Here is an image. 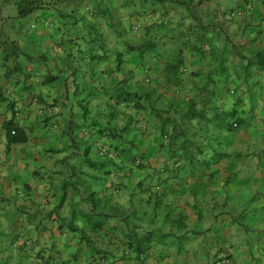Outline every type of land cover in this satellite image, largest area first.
<instances>
[{"label": "crops", "instance_id": "1", "mask_svg": "<svg viewBox=\"0 0 264 264\" xmlns=\"http://www.w3.org/2000/svg\"><path fill=\"white\" fill-rule=\"evenodd\" d=\"M20 1L0 15V256L14 242L24 264H264V237L246 239L234 215H191L189 184L175 177L194 167L178 160L184 136L170 123L192 99L208 112L233 105L239 53L264 49V0H54L22 15ZM193 12L208 27L203 54L180 35ZM6 41L30 58L9 54ZM126 42L135 49L125 52ZM180 49L175 84L164 67ZM9 125L27 140L9 143ZM224 129L193 118L186 133L210 156L234 150ZM86 187L126 206L162 197L183 225L171 224L174 215H140L145 228L167 234L143 253L128 248L117 217L93 229L74 214L72 230Z\"/></svg>", "mask_w": 264, "mask_h": 264}, {"label": "trees", "instance_id": "2", "mask_svg": "<svg viewBox=\"0 0 264 264\" xmlns=\"http://www.w3.org/2000/svg\"><path fill=\"white\" fill-rule=\"evenodd\" d=\"M167 0H155V2H164ZM175 1V0H168ZM187 5L192 4V2L183 0L180 1ZM29 0H23L19 2V13L25 14L31 10V7L28 6ZM193 23L190 24L188 29L180 31V35H191L193 36V40L189 43V47L191 50L196 53L203 54L205 49V44L207 42L206 32L208 30L207 25H205L202 21V17L199 16L196 12L192 14ZM6 48L8 53L14 55L15 57L19 54H24L26 57H29L26 53L22 52L21 49L17 46L15 41H6ZM148 45H141L139 50L142 52L146 49ZM135 49V45L130 42L125 43V52H130ZM182 49L176 53V57L167 61L164 67V75L168 82H172L178 84L180 82V68L183 63L182 57ZM122 54L119 53V55ZM237 66L239 69L236 70V79L234 78L233 89L230 92H236V86H239L241 89H244L246 92L244 93H253V96L256 94L259 95L261 92H264V83L262 82V78H260V74L256 70L262 71V75H264V49L257 50L252 55H246L244 53H239V60ZM255 77L257 79H255ZM257 92V93H256ZM128 93L123 92L119 93V97L127 96ZM264 94L260 95L263 97ZM234 102H237L235 100ZM240 103V102H239ZM238 108L237 104L233 103V105L229 109L211 107L209 112L205 107L199 108L197 107V102L195 100H190L187 103V108L184 112L181 113L180 116L174 117L175 119L170 122L173 126V131L179 126L180 133L184 136L181 141L179 150L180 154L178 155V160H182L189 166L195 167L196 169H201L204 167H209L211 163L219 161L221 158L227 155L226 152L216 151L212 155H205V150L202 148V145L198 140H194L192 138L187 137V124L193 118H200L205 120L207 123L215 122L216 124H222L224 128L228 130H233L234 128L241 126L245 123V119L237 114ZM177 118H180L182 123H178L176 121ZM168 123V119L164 120L163 126L165 129V125ZM182 125V126H181ZM163 129V130H164ZM12 130L15 133H12ZM176 137L174 133L171 134V138ZM172 138V139H173ZM8 140L10 142H23L27 140V134L22 127L17 125H9L8 126ZM121 151V155L124 154L127 150L126 147L119 148ZM134 163H138V165L142 162L141 158L137 159L136 157L130 158ZM89 164L94 165L95 162L87 161ZM81 183L84 184L83 181ZM157 199V203L154 208L160 204V200ZM80 208L78 211L73 210V215L68 221V227L72 230L79 229V226L75 223V215H83L91 228L96 229L105 223V219L109 217H117L120 222V228L123 230L124 237L127 240L128 248L133 251H137L138 253H143L147 249H149L153 242L160 241L161 239L167 236L166 233H163L159 229H148L145 228L139 221L143 219V216L146 215L147 212L140 211L131 205L126 206L120 204L119 202L112 201L109 197L101 196L98 192L91 190L89 187H86L84 192L80 195ZM61 206V205H58ZM167 208V207H166ZM75 214V215H74ZM165 215H174L173 218H170L172 225H177L181 227L183 225L184 214L180 211H173L172 208L165 209ZM233 220L239 222L236 216H233ZM225 252L223 250L218 249V252ZM232 255L230 253H225L224 257H220V259L229 258Z\"/></svg>", "mask_w": 264, "mask_h": 264}, {"label": "rangeland", "instance_id": "3", "mask_svg": "<svg viewBox=\"0 0 264 264\" xmlns=\"http://www.w3.org/2000/svg\"><path fill=\"white\" fill-rule=\"evenodd\" d=\"M8 1L0 0V15L2 6ZM43 1L54 2L29 0L28 6L35 7ZM235 90L233 98L237 102L233 103L237 104V114L245 119V123L231 131L224 129L233 133L231 139L225 140L233 145L230 146L234 150L225 151L227 155L211 163L209 167L199 170H194V167L186 174L179 172L175 178L186 180L189 184L191 215H234L239 221L235 223L240 225V234H247L246 239L255 241L264 237V96L260 97L264 92L253 96V93H244L246 91L239 86ZM133 165L137 166L138 163L133 162ZM157 199L163 198L154 196L150 204L146 205L135 197L128 205L138 209L140 213L144 211L143 208L147 209L146 215H165V209L173 208L169 204L166 208L161 202L154 208ZM254 229L258 231L255 232ZM12 244L14 242L6 244L3 256H0V264H24L22 244L11 247ZM254 249L256 252L253 253L252 260L258 262L259 247Z\"/></svg>", "mask_w": 264, "mask_h": 264}, {"label": "built area", "instance_id": "4", "mask_svg": "<svg viewBox=\"0 0 264 264\" xmlns=\"http://www.w3.org/2000/svg\"><path fill=\"white\" fill-rule=\"evenodd\" d=\"M12 133H15V131H14V130H12Z\"/></svg>", "mask_w": 264, "mask_h": 264}]
</instances>
